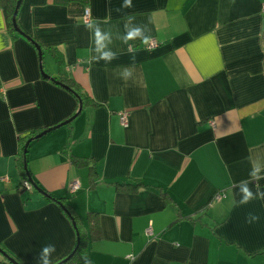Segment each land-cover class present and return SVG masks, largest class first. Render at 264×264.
<instances>
[{"label":"crops","instance_id":"crops-1","mask_svg":"<svg viewBox=\"0 0 264 264\" xmlns=\"http://www.w3.org/2000/svg\"><path fill=\"white\" fill-rule=\"evenodd\" d=\"M263 1L21 0L18 26L41 53L0 8V247L43 264L52 245V264L79 228L88 264H264V199L241 203L240 191H264ZM93 21L109 36L100 51ZM134 28L142 35L125 42ZM61 77L87 102L28 144L41 193L21 186L15 156L29 130L77 111ZM129 180L135 191L115 189Z\"/></svg>","mask_w":264,"mask_h":264},{"label":"trees","instance_id":"trees-1","mask_svg":"<svg viewBox=\"0 0 264 264\" xmlns=\"http://www.w3.org/2000/svg\"><path fill=\"white\" fill-rule=\"evenodd\" d=\"M56 1L63 3V2H66L67 0H56ZM16 2H17V0H0V8L3 11L7 28L13 33H18V34L25 36L33 44L38 45L40 47V50L43 51L42 46L39 45V43L33 37L29 36L26 32H24L18 26L17 20H16V26L18 27V30L14 29L13 23H12V15L14 12ZM57 62L60 63L58 58H57ZM53 81L59 83L60 85L64 86L65 88L69 89L76 96V98L78 99V102H81L82 104H84V102H87L86 97L78 90L77 85H75L71 79H68L66 77H61V78H53ZM37 133H36V129H31L25 135H23L19 138V149H18L16 156H15V166H16L17 171H18L20 177L22 178V180L26 179V177H27L26 174L28 173L27 167H24V164L26 162V156H25V153L23 152L24 144L30 137H32L33 135H35ZM76 159H78V161L81 164L88 165L89 170L91 171V174H92V167L89 165L90 163L88 162L87 158L79 157ZM114 186H115V189H117V190L127 189L130 191H135L139 185H138V183H135V182L129 180V181H121V182L116 181V182H114ZM163 192L164 191H162V193ZM53 200H55L60 205H62L63 208H66L65 207L66 204L62 200V198H53ZM66 212L69 214L70 218L73 221H75V218L68 211H66ZM1 250L4 251L9 257H11L17 264H20L10 254H8L3 248H1ZM0 264H15V263L11 262L9 259H7L5 256H3L1 254L0 255ZM52 264H88V256H87V253H86L85 248H84V243H83V240L81 237V231L79 228H78L77 242H76L74 248L72 249V251L69 254H67L66 256H64L63 258L57 260L56 262H54Z\"/></svg>","mask_w":264,"mask_h":264},{"label":"clouds","instance_id":"clouds-1","mask_svg":"<svg viewBox=\"0 0 264 264\" xmlns=\"http://www.w3.org/2000/svg\"><path fill=\"white\" fill-rule=\"evenodd\" d=\"M130 7H132V0H124V3L123 5H121V8H130ZM120 10H121L120 8L117 9V11ZM86 27L89 29L95 28V42L97 45L96 51H100L102 48L105 47L104 41L106 39H109L108 34L101 31L96 21L86 24ZM125 27H127V25H125ZM141 35H142L141 30L139 28H134L132 30L127 31L126 35L124 36V41L127 42L129 40H133ZM149 39L150 37H144L143 42L147 43ZM102 57L105 60H111L112 58H114V54L109 51H106L103 52ZM130 75L131 73H125L126 78ZM258 172L259 169L257 168L250 175L256 177L257 179H260L261 177L257 175ZM240 191L243 193V198L241 200V203H248L249 201L256 198L264 199V191H260L259 188H257L256 195H254L253 191L248 187L247 184H243L240 187ZM247 215L250 217V219L247 221L248 223H252L253 221L259 220L258 215H253L252 213H248ZM54 251H55V247L52 245L43 247L42 253L40 254V259L43 262V264H51V261L49 259V254Z\"/></svg>","mask_w":264,"mask_h":264},{"label":"water","instance_id":"water-1","mask_svg":"<svg viewBox=\"0 0 264 264\" xmlns=\"http://www.w3.org/2000/svg\"><path fill=\"white\" fill-rule=\"evenodd\" d=\"M20 3H21V0H17L15 8H14L13 15H12V23H13V27H14L15 30H18V27L16 26V16H17V12H18ZM36 47L38 49V52L41 53L40 47L38 45H36ZM43 75L46 76V77H49L47 74H45V72H43ZM81 107H82V103L79 102V106H78L77 111L71 117L67 118L66 120H63L62 122H60L58 124H55V125L50 126V127H47L44 130L40 131L39 133L35 134L34 136L30 137L24 144L23 152L25 153L27 151L28 144L32 140L37 139V138L43 136L44 134H46L47 132H49V131H51V130H53L55 128H58L61 125H64V124L70 122L80 112ZM24 167H25V165H24ZM27 177L30 180L29 181V180L26 179L29 182V184L32 185L35 189H37L39 192L42 193L43 191L33 182V180L31 179V177L29 176L28 173H27ZM0 253L3 256H5L7 259H9L11 262H14L15 264H17L11 257H9L4 251H2L1 248H0Z\"/></svg>","mask_w":264,"mask_h":264},{"label":"built area","instance_id":"built-area-1","mask_svg":"<svg viewBox=\"0 0 264 264\" xmlns=\"http://www.w3.org/2000/svg\"><path fill=\"white\" fill-rule=\"evenodd\" d=\"M261 14L264 16V1L262 2L261 4ZM91 19V16H90V11H89V8H84V11H83V15H82V21L84 23H87L89 22ZM154 43H151L150 45H153ZM120 122L123 126H127V115L125 113H120ZM211 125L213 126V122L211 121ZM21 186L24 187V188H29L30 187V184L29 182L25 179V180H22L21 182ZM79 187V182L78 180H74L72 182V184L70 185L69 187V191L70 192H74L77 188ZM221 197V195H217L216 198L219 199ZM146 233L148 235L152 234L151 232V229L150 228H147L146 229Z\"/></svg>","mask_w":264,"mask_h":264}]
</instances>
